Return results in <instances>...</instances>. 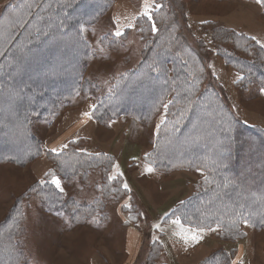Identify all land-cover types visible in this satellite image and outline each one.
Instances as JSON below:
<instances>
[{"label": "rangeland", "instance_id": "obj_1", "mask_svg": "<svg viewBox=\"0 0 264 264\" xmlns=\"http://www.w3.org/2000/svg\"><path fill=\"white\" fill-rule=\"evenodd\" d=\"M15 1L0 0V18L4 17V8ZM109 1L107 8L95 20L86 23L81 33L91 53L82 70L83 76L95 83L96 87L63 106L53 119L34 121L33 133L41 148L37 156L23 165L0 163V223L13 204L20 200L21 229L18 243L30 264H144L147 259L152 264H199L219 250L233 252L229 264L238 258L243 264H264V228L258 230L241 225L240 230L246 235L238 234L232 240H226L217 227H210L216 229L215 232L204 228L199 241L189 239L185 242L177 233L184 230V235L191 237L192 230L198 228L183 223L175 225L173 221L176 219L164 221L165 213H169L176 203L193 193L203 172L185 168L168 172L154 168L151 173L145 171L147 167H152L146 156L153 147L158 131L156 125H160L164 117L163 110L146 126L130 118L99 123L93 117L89 119L83 115L84 112L91 113L99 95L108 92L115 78L140 62L145 45L137 28V19L142 16L145 0ZM170 1L177 9L174 14L177 15L175 21L178 27L182 25L185 28L184 33L190 40L205 44L208 75L219 85L234 115L249 126L264 128V94L258 91L260 84L236 80L237 76H241L240 70L228 65L216 53V44L213 43L214 33L231 30L245 37L255 35L264 44V5L257 4L256 0ZM149 2L153 5L152 11L154 5L167 0ZM202 20L208 23L202 25ZM129 23L133 25L132 28L126 27ZM6 26L0 23V53H9L10 45H14V54H20V47L25 44L9 43L12 36L7 33ZM116 30H120L122 35L115 36ZM51 45L53 43L48 44L47 51L55 52L54 48H50ZM46 54L43 51L37 58L36 51L30 52L26 59L27 66L33 58L39 61ZM8 59L4 58L0 64V74ZM258 62L264 63V58L258 59ZM9 75L20 90L19 75L22 74L11 72ZM29 77L32 81L37 80L36 75L32 77L30 74ZM9 93V89L0 87V99ZM5 109L8 107L0 110V125L3 127L8 112ZM23 110L24 107L15 106L9 113L16 115L23 113ZM19 123L14 119L11 124H16L15 128H18ZM16 132L13 137H8L10 141L15 135L19 136ZM72 141H76L77 146L86 153L108 154L111 159L106 169H89L69 179L58 175L55 172L56 159L47 149L59 148L62 144L70 145ZM181 142L176 140L172 145L175 148ZM215 153V156L224 159L220 175L225 179V184H229L226 183L227 177L234 175L229 164L230 155L227 150ZM262 154V151L258 153ZM49 171L55 172L61 180L63 196L92 206L89 218L72 222L65 214L48 211L38 184L42 179L51 180V176L45 175ZM117 172L121 174L117 180L107 179L108 175ZM236 175L243 177L240 172ZM124 183L128 184V189L123 188ZM115 186L119 189L116 194L112 192ZM107 189H111L109 191L113 194ZM157 224L160 227L154 228L153 225ZM9 255L7 250L0 252V264L5 259L7 261ZM151 255L153 259H150Z\"/></svg>", "mask_w": 264, "mask_h": 264}, {"label": "trees", "instance_id": "obj_2", "mask_svg": "<svg viewBox=\"0 0 264 264\" xmlns=\"http://www.w3.org/2000/svg\"><path fill=\"white\" fill-rule=\"evenodd\" d=\"M24 2L17 0L9 5ZM109 3V0H36L34 11L44 17L40 26L46 33L39 38L34 31L29 37L28 29L13 30L12 25L7 24L6 31L12 41L25 46L20 54H14V45H10V52L6 50L7 53L0 55V64L4 58H10L0 74V87L10 91L0 99V110L8 107L4 127L0 125V163L23 165L37 156L41 148L33 133L34 121L53 119L63 106L96 87L83 76L82 70L91 53L81 33L83 26L95 20ZM173 5L167 0L159 8L155 7L151 11V21L143 15L137 19V28L145 44L142 58L134 68L115 78L108 92L99 95L91 110L92 117L99 123L124 117L146 126L163 110L164 123L160 121L147 161L161 172L184 168L203 172L193 193L176 203L167 217L164 216V221L180 219L189 227H217L226 240L236 239L238 233L232 224L236 222L239 230L243 225L237 219V213L240 219H248L252 228H264L260 223L264 220V128L249 126L234 115L219 85L208 75L205 44L190 40L184 33L185 28L178 27L174 14L177 9ZM8 6L4 8L3 16L10 11ZM30 19L34 22L36 18ZM153 22L156 23V32L151 31ZM213 41L216 53L228 65L240 70L243 79L239 82L249 84L256 81L264 86V63L258 62L264 58V48L250 37L231 30L214 33ZM51 43L50 48L55 52L47 51ZM33 51H36L37 58L43 51L47 54L39 61L33 58L27 66L26 59ZM149 65L161 70L149 71ZM11 72L22 74L19 75L22 89L15 87L16 81L9 75ZM30 74L32 77L36 75L37 80L32 81ZM187 98L191 99V105ZM169 100L172 104L165 110L162 105ZM15 106L24 107V112L10 114ZM185 110L186 114L181 115ZM14 119L20 122L18 128L11 124ZM15 132L19 136L15 135L10 141L8 137ZM176 140L184 141L174 148L172 142ZM77 145L71 143L60 155L52 154L57 162L55 172L58 175L69 179L89 169H106L111 159L108 154L74 151L79 148ZM221 150H227L231 158L229 164L234 175L227 177L226 183L229 184H225L220 175L223 157L214 155ZM256 151L263 154L258 155ZM254 155L257 158H252ZM247 158L250 159L246 161ZM237 172L243 177L239 178ZM245 172L248 173L245 175ZM115 187L112 192L116 194L119 189ZM38 190L44 195L49 212L65 214L72 222L84 221L92 215L91 205L63 196L50 183L38 184ZM19 204L20 200L16 201L0 223V252L7 250L10 253L2 264H30L18 243L21 229ZM232 255L233 252L215 251L199 264H229ZM153 257L151 255L150 259ZM144 264L152 263L147 259Z\"/></svg>", "mask_w": 264, "mask_h": 264}, {"label": "snow or ice", "instance_id": "obj_3", "mask_svg": "<svg viewBox=\"0 0 264 264\" xmlns=\"http://www.w3.org/2000/svg\"><path fill=\"white\" fill-rule=\"evenodd\" d=\"M257 4H264V0H256ZM34 5H36V0H25L24 3H20V4H12L9 5L8 7L10 8V11L7 13L6 16H4L3 18H0V23H4V24H10L12 25L13 30L19 28V29H28L29 30V37H31L32 32H35V35L37 38H39L41 35L46 34L45 33V29L44 27L40 26L41 25V21L44 20L43 16L38 15L35 11H34ZM154 7L159 8L160 5H154ZM153 8V5L149 2V0H145L144 5H143V11H142V15L144 17H147V19L149 21L152 20V13H151V9ZM35 17V21L33 22L30 18ZM200 23L203 24H207L208 21L206 20H202L200 21ZM126 27L128 28H132L133 25L131 23L127 24ZM191 27V26H190ZM151 31L152 32H156L157 28L156 25L153 23L151 25ZM115 36L119 37L122 35L120 30H116L114 33ZM251 40L255 41L257 44H259L261 46V48H264V44H261L260 40L257 39V37L255 35H253L251 37ZM14 41H9V43H13ZM23 47H20V51H23ZM0 55H3L2 53H0ZM186 63V61H185ZM154 64L158 65L157 61H154ZM209 68L211 66H208ZM149 71H160L161 68L158 66H153V65H149L148 66ZM243 77L241 76H237L236 80H242ZM235 82V81H234ZM260 94H264V86L259 87L258 89ZM188 100V104L191 105V99L187 98ZM172 104V101L169 100L167 103L163 104V108L165 110H167L169 108V105ZM94 107V106H93ZM186 114V110L181 112V115ZM84 116L89 117V119H91L93 113H89V112H84L83 113ZM161 123H164V117L161 118ZM157 128L160 127L159 124L156 125ZM224 131H227V129L225 128ZM72 144H76V141H72ZM69 145L68 144H62L60 145L59 148L57 147H51L49 149H47V151L50 154H54V155H60L61 153H63L64 151H66L68 149ZM74 151H84L83 149L80 148H75ZM113 167H115V165H113ZM61 171H63V168L61 166ZM146 172L151 173L153 171V168L151 166L147 167L145 169ZM46 176H51V180L50 181H46V180H40L39 183L41 185H44L46 183H50L51 185H53L56 189H58L60 192H63L64 189L61 187V180L57 177V175L55 174V172L49 171L47 173H45ZM119 175H121L119 172H117L115 175H108L107 179L109 181H115L117 180V178L119 177ZM123 188L124 189H128V184L124 183L123 184ZM183 203V202H181ZM124 207H129V205H124ZM168 213H165V217H167ZM173 215H175V213H173ZM133 219H135V217H133ZM237 219L240 220V223H242L244 226H249L250 225V221L248 219H240V214L237 213ZM173 223L175 225H180V219H176L175 221H173ZM261 226H264V220H262L261 222ZM154 228H159L160 225H153ZM233 229L240 235H246V233L242 232L239 230V226L236 222H233L232 224ZM193 234L191 235V237L184 235V230H182L181 232L177 233V235L181 236V238L187 242L189 239H191V241H199L201 239V233L204 232V228L200 227L198 229L192 230ZM209 231H213L215 232L216 229H212L210 228ZM155 239V238H154ZM232 264H243L242 261L239 260V258L236 261H232Z\"/></svg>", "mask_w": 264, "mask_h": 264}, {"label": "crops", "instance_id": "obj_4", "mask_svg": "<svg viewBox=\"0 0 264 264\" xmlns=\"http://www.w3.org/2000/svg\"><path fill=\"white\" fill-rule=\"evenodd\" d=\"M133 236V235H132ZM136 239H137V236H136ZM132 241V240H131ZM131 244H133L132 242H130Z\"/></svg>", "mask_w": 264, "mask_h": 264}]
</instances>
